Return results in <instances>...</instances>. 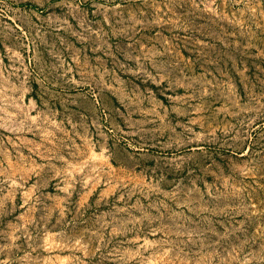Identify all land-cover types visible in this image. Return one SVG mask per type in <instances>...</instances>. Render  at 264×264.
I'll list each match as a JSON object with an SVG mask.
<instances>
[{"label":"rangeland","instance_id":"1","mask_svg":"<svg viewBox=\"0 0 264 264\" xmlns=\"http://www.w3.org/2000/svg\"><path fill=\"white\" fill-rule=\"evenodd\" d=\"M0 264H264V0H0Z\"/></svg>","mask_w":264,"mask_h":264},{"label":"bare ground","instance_id":"2","mask_svg":"<svg viewBox=\"0 0 264 264\" xmlns=\"http://www.w3.org/2000/svg\"><path fill=\"white\" fill-rule=\"evenodd\" d=\"M204 141L202 138L182 140L174 146H171V151H174L173 157H191L199 154L203 149Z\"/></svg>","mask_w":264,"mask_h":264}]
</instances>
